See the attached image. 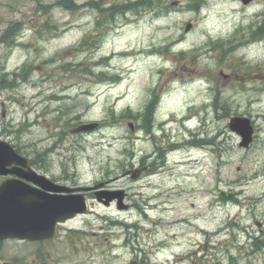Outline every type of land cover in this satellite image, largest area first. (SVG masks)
<instances>
[{
  "label": "rangeland",
  "instance_id": "374dc122",
  "mask_svg": "<svg viewBox=\"0 0 264 264\" xmlns=\"http://www.w3.org/2000/svg\"><path fill=\"white\" fill-rule=\"evenodd\" d=\"M136 1L0 0V73L16 81L20 101L12 112L21 124L37 94L39 109L59 110L53 131L34 129L62 138L46 173L70 187L108 183L127 192L129 206L89 198L88 214L66 225L80 234L63 230L43 250L13 243L7 256L27 264H264V42L246 41L264 22V0L246 9L205 0L200 11L192 0H160L154 12L109 20ZM233 117L257 128L248 149L229 128ZM83 123L99 127L71 135ZM143 165L150 171L139 180L123 177ZM221 191L240 203H220Z\"/></svg>",
  "mask_w": 264,
  "mask_h": 264
},
{
  "label": "flooded vegetation",
  "instance_id": "af4514ba",
  "mask_svg": "<svg viewBox=\"0 0 264 264\" xmlns=\"http://www.w3.org/2000/svg\"><path fill=\"white\" fill-rule=\"evenodd\" d=\"M258 0H254V2L248 6L242 5L239 1H236L244 9L248 8L249 6L255 4ZM250 38H247L246 41L249 43H263L264 42V24L260 28L259 35L253 32ZM15 76L17 73H14ZM0 73V186L7 182H23L26 185L32 186L34 188L40 189L38 185H36L30 178L34 177V173L40 176H45L47 179L61 185H65L70 183V179L67 180L64 178L55 180L51 179L50 176L46 173L49 172V160L51 159L52 155H59V150L61 148V137L59 136L58 132H52L51 134H47L45 139L40 138L34 132V129L37 127H43L45 131L51 132L53 131V120L58 121L60 117H56V111L59 110H51L48 107L43 109H39L38 107L41 106L43 103V98L40 97V94L35 95L30 99L31 104L29 105L30 109L27 112V118L19 124L15 112H12V106H16L20 101L18 99V85L16 81H10L4 76H1ZM18 79L21 81L24 80L23 73L17 75ZM55 100H58L57 97L54 96ZM23 104V103H22ZM24 105V104H23ZM148 106H151L149 104ZM57 112V113H58ZM35 115H34V114ZM34 115L35 119H30L31 115ZM59 115V114H58ZM53 117V118H52ZM50 118H52L50 120ZM42 121V123H41ZM41 123V124H40ZM255 131H257V128ZM24 133L29 134L28 137L24 142L23 135ZM57 139L53 142L52 146L49 148V143L51 139ZM47 141V147L45 150L41 149L40 146L42 143ZM57 155V156H58ZM56 156V157H57ZM53 160V159H52ZM51 160V161H52ZM153 164L158 166L157 161ZM153 164L151 166H153ZM150 165H143L142 170H145L143 175L150 171ZM103 186L100 188L101 190H110L108 187V183H102ZM68 186V185H67ZM96 186V185H95ZM94 186V187H95ZM70 187V186H69ZM74 189L77 188H84V187H71ZM93 188V187H91ZM113 190V189H111ZM85 197L87 200L89 198H97L96 191L90 190L85 192ZM128 198V194L126 196ZM40 199V198H36ZM27 203L33 207V202L35 198H26ZM41 201V200H40ZM31 208V207H30ZM65 223H58L56 229L52 233V237L44 238L38 241H31L29 239H22V238H6L0 240V263L1 264H27L30 261L26 258L23 260H19L14 258L13 254L10 252V256H7V248L10 244H22L24 247L28 246H36L39 249L48 248L54 242L59 240L60 234L63 230H66V225L69 222ZM69 233H75L76 235L80 234V232L74 231L72 229L66 230ZM45 264V263H43Z\"/></svg>",
  "mask_w": 264,
  "mask_h": 264
},
{
  "label": "water",
  "instance_id": "95a60500",
  "mask_svg": "<svg viewBox=\"0 0 264 264\" xmlns=\"http://www.w3.org/2000/svg\"><path fill=\"white\" fill-rule=\"evenodd\" d=\"M248 5L252 0H240ZM178 2L173 6H178ZM192 24H187L185 32L192 29ZM98 123L81 124L70 130L73 135L89 133L98 128ZM130 128L133 130V126ZM229 128L237 133L242 142V148H249L254 138V128L251 120L246 117H233ZM143 170H132L124 174L131 180H138ZM40 189L26 185L23 182H7L0 186V240L19 237L32 241L52 237L58 223H64L77 215L88 212V203L85 195L79 193L83 188L73 189L65 185L57 184L45 176L34 173L30 178ZM98 185L95 189L101 188ZM127 196L124 190L98 191L96 199L105 206L116 202L118 210H127L125 203ZM26 198H35L33 207L27 203ZM40 198V199H36ZM41 200V201H40ZM219 201L222 203H239L236 194L221 192ZM31 207V208H30ZM1 264V263H0Z\"/></svg>",
  "mask_w": 264,
  "mask_h": 264
},
{
  "label": "trees",
  "instance_id": "16d2710c",
  "mask_svg": "<svg viewBox=\"0 0 264 264\" xmlns=\"http://www.w3.org/2000/svg\"><path fill=\"white\" fill-rule=\"evenodd\" d=\"M197 3H195V5H192V7H195L196 9H199L200 5L202 4V2L204 0H195ZM160 3V0H137L136 2H130L129 5L131 6H126L125 9H121V8H117L115 7L114 9H117L118 12H113L111 14V18L109 17V20H114L115 19V16L121 14H126L128 12H131V11H136L138 9H142V10H149L151 12H154L156 10H158V4ZM125 10V11H124ZM168 50V49H167ZM185 53L184 52H180V55L183 56ZM101 75H105V74H102ZM151 119L152 117H148L145 119L144 121V129L145 130H150V122H151ZM142 126V127H143Z\"/></svg>",
  "mask_w": 264,
  "mask_h": 264
},
{
  "label": "bare ground",
  "instance_id": "6f19581e",
  "mask_svg": "<svg viewBox=\"0 0 264 264\" xmlns=\"http://www.w3.org/2000/svg\"><path fill=\"white\" fill-rule=\"evenodd\" d=\"M140 52H142V51H140ZM202 74V73H201ZM176 145V144H175Z\"/></svg>",
  "mask_w": 264,
  "mask_h": 264
}]
</instances>
